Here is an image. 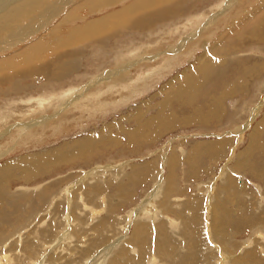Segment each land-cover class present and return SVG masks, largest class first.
Instances as JSON below:
<instances>
[{"label":"rangeland","instance_id":"1","mask_svg":"<svg viewBox=\"0 0 264 264\" xmlns=\"http://www.w3.org/2000/svg\"><path fill=\"white\" fill-rule=\"evenodd\" d=\"M132 1L61 26L121 22L66 77L0 83V264H264V0H164L147 26Z\"/></svg>","mask_w":264,"mask_h":264},{"label":"bare ground","instance_id":"2","mask_svg":"<svg viewBox=\"0 0 264 264\" xmlns=\"http://www.w3.org/2000/svg\"><path fill=\"white\" fill-rule=\"evenodd\" d=\"M68 1L70 0H0V39L7 38L12 34L13 35L12 39L7 41V43L11 44L12 46L13 44L22 42L25 39L36 35L37 32L42 31V29H44V31H47L45 34L41 35L39 39H37L36 41L25 47V49L22 50L21 52L18 51L19 53L12 54L9 57L0 60V69L3 70L2 72H0V83L18 75L19 76L26 75L27 77L28 76L32 77L35 76L36 74L35 72L39 70H42V73L45 74L47 77H51L53 75L54 77L52 78H60L64 74L66 77V73L71 72L69 65L77 64L76 63L77 60L69 61L70 59H68L69 57H71L70 54L72 55L71 51L69 50V46L71 44L75 45L77 42V38L79 39L80 36H81L80 39H82L84 36L86 37L87 40L90 38H94L92 35H97V37L101 36V34L104 33V31H101L103 28L105 29V34L110 33V31L114 30L116 27L118 26L121 27V25H119L121 24V22L119 20L120 23H117V20L114 19V17L116 18L115 15L116 12L115 13L106 12V15L104 17L91 19L85 23H81V25L79 24L80 26L85 27V29H80L78 25L75 26L73 24L74 27L70 28L72 29V31L68 32L67 34L65 33L61 34L60 31L61 26L71 25L72 23L71 17H74L76 15L77 16L75 19L84 20L86 15H88V13L87 14L82 13L81 15H78L80 13V10L81 12L96 13V11L100 12L102 10H106L108 7H113V4L122 3V5L123 4L127 5L126 3L128 0H84L81 4H76V6H73L71 11L63 17V20L60 25L52 28H50L51 26L47 27L48 25H50V23L53 20L58 19V16H60L59 15L60 12L69 3ZM174 1L178 2L177 0ZM145 2L146 0H133L131 3L132 5L130 11L138 15L137 17L138 20H134L133 18L135 16L134 14H133L134 16L129 14L128 15L133 18L132 19L133 23L136 26H141V25L147 26L149 24L148 20L152 19L154 16H157L155 12L156 10L155 8L165 6L164 0H152L151 3L147 2L146 4ZM107 4H110V6L106 7L105 5ZM172 7L173 9L166 13L161 11L162 12L161 15L163 18L169 15L176 16L178 14L177 12L178 9L176 8L177 6L175 5ZM118 12L119 11H117V13ZM149 14L150 16L148 17L147 15ZM120 15L122 16V14ZM128 15H126V17ZM129 16H128V20H129ZM22 20L27 21L25 25H22L20 23V21ZM114 20L116 21L114 22ZM126 25L131 26L132 24L128 21L123 23L122 26H126ZM46 27L47 29H45ZM20 37H23V39L19 41ZM75 40L76 42H73ZM64 47H66L67 49H64ZM72 52H73V48H72ZM7 68H9L8 71L6 70ZM208 69H210L211 71V62L208 65H204L201 67V70L205 72H207ZM8 73L10 74V76L8 75ZM119 73L120 72H118L117 74ZM126 74L128 75V73ZM116 79L118 78L116 77ZM119 83L121 82L119 81ZM198 83H199L198 80L196 81L194 80L193 82H191L190 89L195 88L197 91L199 85ZM257 222L260 221L257 220Z\"/></svg>","mask_w":264,"mask_h":264}]
</instances>
